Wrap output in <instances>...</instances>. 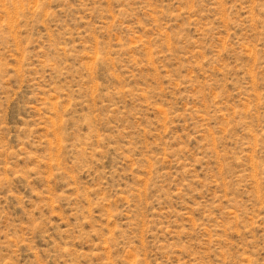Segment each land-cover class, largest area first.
Segmentation results:
<instances>
[{
	"label": "rangeland",
	"instance_id": "obj_1",
	"mask_svg": "<svg viewBox=\"0 0 264 264\" xmlns=\"http://www.w3.org/2000/svg\"><path fill=\"white\" fill-rule=\"evenodd\" d=\"M0 264H264V0H0Z\"/></svg>",
	"mask_w": 264,
	"mask_h": 264
}]
</instances>
